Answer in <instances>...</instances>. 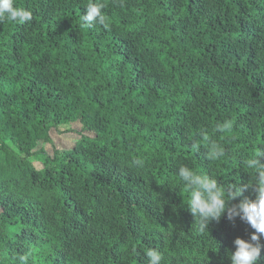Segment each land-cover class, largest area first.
Segmentation results:
<instances>
[{"label": "trees", "instance_id": "obj_1", "mask_svg": "<svg viewBox=\"0 0 264 264\" xmlns=\"http://www.w3.org/2000/svg\"><path fill=\"white\" fill-rule=\"evenodd\" d=\"M102 2L108 29L83 25L89 0H15L31 22L0 21V264H147L149 248L161 264H231L254 230L225 215L197 234L176 171L250 179L243 161L264 151V0ZM73 123L71 148L40 146ZM202 130L224 158H206Z\"/></svg>", "mask_w": 264, "mask_h": 264}, {"label": "clouds", "instance_id": "obj_2", "mask_svg": "<svg viewBox=\"0 0 264 264\" xmlns=\"http://www.w3.org/2000/svg\"><path fill=\"white\" fill-rule=\"evenodd\" d=\"M105 4L102 0H89L85 6L86 14L80 19L87 28H93L99 24L104 29L109 28L104 14ZM32 11L24 7H17L15 0H0V21L9 20L17 25L31 22ZM232 122L224 120L218 122L216 132L224 133L231 130ZM200 136L207 142L205 156L208 160L218 161L225 157V147L210 139L205 131ZM194 147L199 149V142H194ZM264 151H257L243 161L244 167L248 170L250 179L247 184L241 186L236 183L225 184L218 181L204 172L194 170L186 164H180L176 175L188 193L187 207L195 218V231L197 234L208 232L209 224L212 221H220L225 216L229 221L237 217L248 224L254 231L250 238L245 240L237 237L234 240L235 251L230 253L231 264H258L261 259V250L264 245L260 243L264 238ZM137 167H143V160L137 159L133 162ZM251 188L255 193L254 199L244 198L238 203L246 189ZM147 264H161L164 254L156 248H149L145 253ZM20 264H28V255L18 257Z\"/></svg>", "mask_w": 264, "mask_h": 264}, {"label": "rangeland", "instance_id": "obj_3", "mask_svg": "<svg viewBox=\"0 0 264 264\" xmlns=\"http://www.w3.org/2000/svg\"><path fill=\"white\" fill-rule=\"evenodd\" d=\"M80 127L81 125L78 123H73L70 125H60L57 128L51 130V142L41 143L40 146H43L49 155H53L55 147L71 148L74 143L80 138V135L73 131H70V129H80ZM2 159L3 155L0 152V160ZM35 165L39 168L43 167L40 161H35Z\"/></svg>", "mask_w": 264, "mask_h": 264}]
</instances>
